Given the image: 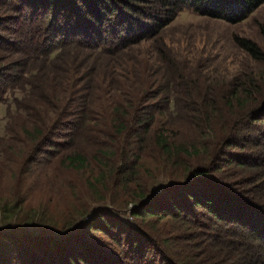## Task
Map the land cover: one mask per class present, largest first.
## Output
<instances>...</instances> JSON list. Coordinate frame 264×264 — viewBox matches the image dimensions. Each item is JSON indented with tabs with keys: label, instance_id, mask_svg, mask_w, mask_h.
<instances>
[{
	"label": "trees",
	"instance_id": "1",
	"mask_svg": "<svg viewBox=\"0 0 264 264\" xmlns=\"http://www.w3.org/2000/svg\"><path fill=\"white\" fill-rule=\"evenodd\" d=\"M262 3L0 0V53L21 55L0 65V264H264V75L117 61L184 9L236 23ZM235 42L264 71V45Z\"/></svg>",
	"mask_w": 264,
	"mask_h": 264
},
{
	"label": "rangeland",
	"instance_id": "2",
	"mask_svg": "<svg viewBox=\"0 0 264 264\" xmlns=\"http://www.w3.org/2000/svg\"><path fill=\"white\" fill-rule=\"evenodd\" d=\"M263 29L264 3L251 11L242 21L236 23L228 22L222 18L202 16L184 9L155 38L135 44L132 49H128L126 53L120 55L117 61L129 64L136 50L141 52L148 49L149 53V50L153 48L155 53L150 52L153 55L151 60L153 67L149 71L152 74L151 78L156 80L162 73V69L158 68L161 65L157 61V58H160L158 51L163 52L165 48L172 54L175 53L177 61L186 64L192 75L198 79L229 80L234 75L244 76L250 73L264 75L260 64L248 57L246 52L235 42L236 37H244L251 39L258 46H263ZM3 54L4 52L0 53V60H2L0 65L9 63L11 58H21L19 54H11L5 59ZM118 84L119 82L113 81L115 87ZM115 94L117 97L116 92ZM11 110L14 111V103L0 104V136L6 127L14 125L9 122ZM51 180L52 178L48 179V184ZM36 183L39 184L40 181L38 180ZM67 206L68 203L65 199L57 198L50 209L53 213H59L64 211ZM100 239L106 245L110 242L107 237Z\"/></svg>",
	"mask_w": 264,
	"mask_h": 264
}]
</instances>
